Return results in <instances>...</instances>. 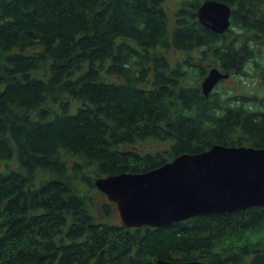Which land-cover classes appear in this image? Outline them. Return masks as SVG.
<instances>
[{
  "label": "trees",
  "instance_id": "1",
  "mask_svg": "<svg viewBox=\"0 0 264 264\" xmlns=\"http://www.w3.org/2000/svg\"><path fill=\"white\" fill-rule=\"evenodd\" d=\"M183 1L173 20L165 0H0V161L19 162L0 169V264H264V205L154 227L90 207L96 177L264 147V97L207 96L188 77L212 57L264 77V0H219L233 7L223 34L200 21L207 0ZM172 49L189 54L171 64ZM151 138L171 146H137Z\"/></svg>",
  "mask_w": 264,
  "mask_h": 264
},
{
  "label": "water",
  "instance_id": "2",
  "mask_svg": "<svg viewBox=\"0 0 264 264\" xmlns=\"http://www.w3.org/2000/svg\"><path fill=\"white\" fill-rule=\"evenodd\" d=\"M198 13L204 25L220 34L232 26V5L225 1L207 0ZM230 76L214 66L201 87L210 96ZM94 183L116 203L127 227L166 226L200 214L230 213L264 205V147L215 143L200 153H181L150 171L102 175ZM156 264L204 263L158 259Z\"/></svg>",
  "mask_w": 264,
  "mask_h": 264
},
{
  "label": "rangeland",
  "instance_id": "3",
  "mask_svg": "<svg viewBox=\"0 0 264 264\" xmlns=\"http://www.w3.org/2000/svg\"><path fill=\"white\" fill-rule=\"evenodd\" d=\"M183 0H165V5L169 11L170 14L173 16V20H176V11L178 8L182 7ZM264 50V46L262 47ZM189 54V52L185 51L183 52L180 49H172L169 53L170 56V61L171 64H173L176 59L180 57H184L185 55ZM193 55L195 57H200L199 51L192 50ZM264 57V56H263ZM214 58L212 57L211 59H206L205 64L209 66V71L211 68L214 66H218L216 62L213 60ZM252 66L250 67V70H248L246 73L247 74H231L230 77L225 78V80H221L215 88L218 89L219 91H222L223 93L225 91L226 94H229L230 96L232 95H238L241 93H245L248 97L251 95L257 94L259 98L264 97V77L262 78V75L259 74L258 71ZM208 72V71H207ZM189 80L191 82H194L198 84L199 82H202L204 77L200 76V73L192 72L189 74ZM141 150L143 151H148V152H164V150H167L171 146V141L168 140H163L160 141L155 138L151 139H145L141 140L138 142L137 145ZM7 164H10L11 166H18L19 162L18 160L14 159L11 161L8 160H2L0 161V169H5L7 167ZM95 196V202H92L90 204V207L96 214L95 217L99 221H109L112 222V224L116 223H122V220L120 219L119 216V209L117 205H115V208L111 211L110 214H107L105 211V208H103V204L107 201H110L108 195H106L104 192H101L99 190H95L93 192Z\"/></svg>",
  "mask_w": 264,
  "mask_h": 264
},
{
  "label": "flooded vegetation",
  "instance_id": "4",
  "mask_svg": "<svg viewBox=\"0 0 264 264\" xmlns=\"http://www.w3.org/2000/svg\"><path fill=\"white\" fill-rule=\"evenodd\" d=\"M233 8V7H232ZM233 16V15H232Z\"/></svg>",
  "mask_w": 264,
  "mask_h": 264
}]
</instances>
